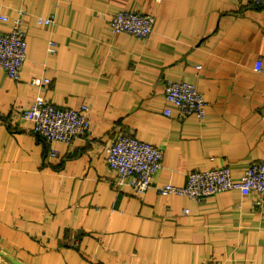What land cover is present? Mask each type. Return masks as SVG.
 <instances>
[{
	"label": "crops",
	"instance_id": "crops-1",
	"mask_svg": "<svg viewBox=\"0 0 264 264\" xmlns=\"http://www.w3.org/2000/svg\"><path fill=\"white\" fill-rule=\"evenodd\" d=\"M17 9L28 14L21 79L0 70V264H264L257 194L196 201L156 190L184 185L191 171L227 167L237 177L264 161V7L246 0H0V14ZM125 10L154 17L148 38L107 31L109 14ZM37 16L54 22L39 25ZM49 40L58 44L54 55ZM40 70L50 81L32 87ZM168 82L196 87L203 119L181 116L164 100ZM38 96L90 110L86 134L53 144V157L18 115ZM120 132L162 151L144 195L126 179L118 188L107 167V147Z\"/></svg>",
	"mask_w": 264,
	"mask_h": 264
},
{
	"label": "built area",
	"instance_id": "built-area-1",
	"mask_svg": "<svg viewBox=\"0 0 264 264\" xmlns=\"http://www.w3.org/2000/svg\"><path fill=\"white\" fill-rule=\"evenodd\" d=\"M156 3L162 0H154ZM255 7H264V0H246ZM27 13L21 9L12 15L0 14V70L10 79H21V71L26 59V31L24 20ZM39 25L52 26L53 17L37 16ZM154 17L133 11H117L109 14L106 26L112 34L125 33L137 39H146L153 30ZM10 24L8 31L2 26ZM58 44L48 41V55L57 52ZM257 71L260 68H256ZM264 73V72H262ZM44 70L30 78L32 87L39 88L49 83ZM164 100L179 110L181 116H196L199 120L205 116L206 103L196 87L187 82H168L164 86ZM89 107L80 104L75 108L61 107L36 97L19 117L31 125V129L40 139L50 145L49 155L55 156L52 145L69 144L74 139L84 136L89 128ZM163 115L170 117L171 112L164 110ZM106 164L116 174L115 185L120 188L124 179L137 195H144L152 185V179L162 167V151L150 144L138 141L123 133H118L107 147ZM184 185L160 184L156 190L162 195H177L201 201L219 192H236L240 196L255 193L257 204L264 203V161L251 162L235 177L227 167L191 171L186 176ZM187 213V210H183Z\"/></svg>",
	"mask_w": 264,
	"mask_h": 264
},
{
	"label": "rangeland",
	"instance_id": "rangeland-1",
	"mask_svg": "<svg viewBox=\"0 0 264 264\" xmlns=\"http://www.w3.org/2000/svg\"><path fill=\"white\" fill-rule=\"evenodd\" d=\"M25 61H26V59H25ZM44 73H45V70H44ZM46 75V74H45ZM53 104V103H52ZM55 105V104H54ZM90 113V112H89ZM31 132L34 134V135H36L37 137H39L34 131H33V129H31ZM40 138V137H39Z\"/></svg>",
	"mask_w": 264,
	"mask_h": 264
},
{
	"label": "water",
	"instance_id": "water-1",
	"mask_svg": "<svg viewBox=\"0 0 264 264\" xmlns=\"http://www.w3.org/2000/svg\"><path fill=\"white\" fill-rule=\"evenodd\" d=\"M12 263H13V264H19V262L15 261V260H13V259H12Z\"/></svg>",
	"mask_w": 264,
	"mask_h": 264
}]
</instances>
